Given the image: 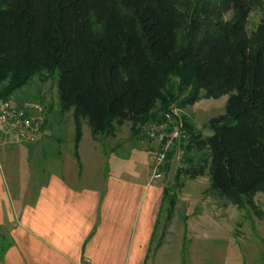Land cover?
Returning <instances> with one entry per match:
<instances>
[{
  "label": "trees",
  "instance_id": "trees-1",
  "mask_svg": "<svg viewBox=\"0 0 264 264\" xmlns=\"http://www.w3.org/2000/svg\"><path fill=\"white\" fill-rule=\"evenodd\" d=\"M262 6L263 0H0V98L13 101L32 79L55 77L62 112L73 110L78 158L84 123L97 142L115 138L126 124L162 120L174 103L183 109L229 96L225 114L208 123L210 136L186 127L180 172L207 175V194L243 208L264 194V27L247 30L248 9ZM231 13L233 21H225ZM174 209L172 201L163 234Z\"/></svg>",
  "mask_w": 264,
  "mask_h": 264
},
{
  "label": "rangeland",
  "instance_id": "rangeland-1",
  "mask_svg": "<svg viewBox=\"0 0 264 264\" xmlns=\"http://www.w3.org/2000/svg\"><path fill=\"white\" fill-rule=\"evenodd\" d=\"M235 16L236 13L228 14L225 21L232 22ZM263 27L264 0L262 7L249 8L247 15L250 35ZM173 81V84L177 82L176 79ZM204 93L201 92V97ZM187 97L188 93L181 99ZM12 100L20 107L38 105L46 111L49 129L43 135L41 147L33 153V163L38 168L51 164L54 171L62 170L64 163L67 179L79 187L103 188L108 183L124 180L137 185L140 192L150 175L152 179L154 170L162 176L159 181L167 189L166 202L153 246L155 249L160 244L163 250L160 258L155 255L158 264H206L207 260L212 264L256 263V252L264 249V194L246 199L243 208L226 205L223 200L206 193L210 187L207 175L190 178L180 172L185 165V148L189 140L186 127L210 136L208 123L225 114L229 96L218 100L201 98L193 106L183 109L179 108V102L174 103L169 113L160 115L162 120L142 125L126 124L115 138L97 142L92 138L90 127L84 123L76 159L72 157L76 147L73 110L62 112L55 77L46 74L43 81L39 77L32 79L13 95ZM155 117L159 118V114ZM190 156L197 160L196 155ZM15 167L26 173V166L21 168L16 163ZM172 201L175 202L173 217L163 234ZM162 255L167 257L162 258Z\"/></svg>",
  "mask_w": 264,
  "mask_h": 264
},
{
  "label": "crops",
  "instance_id": "crops-1",
  "mask_svg": "<svg viewBox=\"0 0 264 264\" xmlns=\"http://www.w3.org/2000/svg\"><path fill=\"white\" fill-rule=\"evenodd\" d=\"M42 143L4 141L0 148V264H158L163 250L153 246L165 189L159 179L150 175L143 192L124 180L79 187L63 162L55 171L33 163ZM255 260L264 264V249Z\"/></svg>",
  "mask_w": 264,
  "mask_h": 264
},
{
  "label": "built area",
  "instance_id": "built-area-1",
  "mask_svg": "<svg viewBox=\"0 0 264 264\" xmlns=\"http://www.w3.org/2000/svg\"><path fill=\"white\" fill-rule=\"evenodd\" d=\"M46 123V111L38 105L18 106L14 101L0 98V147L2 142L12 141L20 144L34 145L43 138ZM164 155H162V160ZM162 176L153 171L152 180Z\"/></svg>",
  "mask_w": 264,
  "mask_h": 264
}]
</instances>
